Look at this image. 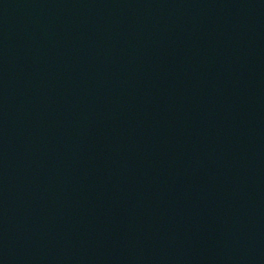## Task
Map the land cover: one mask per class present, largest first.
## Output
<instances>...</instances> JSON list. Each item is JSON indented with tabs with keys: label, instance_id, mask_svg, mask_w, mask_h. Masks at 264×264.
Here are the masks:
<instances>
[{
	"label": "water",
	"instance_id": "water-1",
	"mask_svg": "<svg viewBox=\"0 0 264 264\" xmlns=\"http://www.w3.org/2000/svg\"><path fill=\"white\" fill-rule=\"evenodd\" d=\"M0 264H264V0H0Z\"/></svg>",
	"mask_w": 264,
	"mask_h": 264
}]
</instances>
